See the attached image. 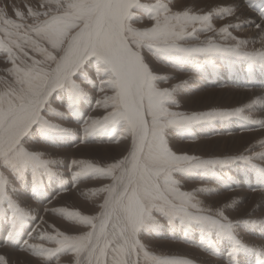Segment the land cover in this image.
Here are the masks:
<instances>
[{
  "label": "snow or ice",
  "instance_id": "snow-or-ice-1",
  "mask_svg": "<svg viewBox=\"0 0 264 264\" xmlns=\"http://www.w3.org/2000/svg\"><path fill=\"white\" fill-rule=\"evenodd\" d=\"M258 12L264 33V0H244ZM236 14L232 7L207 14L173 11L165 0H40L37 10L14 11L15 20L0 8V54L6 58V76L0 77V222L9 223L8 241L20 229L29 228L42 243L24 242L22 251L38 254L43 264H59L71 255L74 264H190L189 261L151 253L142 243V233L161 227L157 217L170 226L198 229L201 234L229 242L228 264H239L240 252L253 253L264 261V248L247 246L238 237L240 222L233 223L223 210L212 211L182 191L177 176H213L237 163L250 166L264 179V152L234 158L201 159L177 155L168 145V130L187 132L194 126L217 121L239 120L264 129V119L245 114L261 100L228 111H207L187 115L170 110L180 105L174 94L181 87L160 88L168 78L156 75L144 53L162 62L200 65L214 56L246 61L253 70H264V49L248 51L249 43L230 30L244 24L216 29L212 17L224 19ZM237 19H239L237 17ZM151 22L150 27L135 25ZM211 33L206 40L198 35ZM219 37V41H217ZM196 42L193 46H186ZM260 43L264 44V36ZM230 44V46H223ZM79 81V83H78ZM82 85L100 93L96 109L101 115L83 124L85 138L107 130L122 129L119 139L130 140L128 154L107 167L85 160H73V183L86 179L111 181L93 194H103L102 211L83 216L76 211L54 209L87 229L80 235H66L52 225V233L31 228L36 217L23 209L15 197L21 185L40 188L45 179L61 178L55 169L59 161L32 147L39 133L58 140L71 135L69 129L50 119H65L51 107L56 97L75 116L77 106L88 98ZM48 117L49 119H46ZM264 148V142L260 144ZM67 183V181H65ZM40 223H44L43 220ZM264 228V221H244ZM50 246L45 247L44 244ZM0 264H6L0 256Z\"/></svg>",
  "mask_w": 264,
  "mask_h": 264
},
{
  "label": "rangeland",
  "instance_id": "rangeland-1",
  "mask_svg": "<svg viewBox=\"0 0 264 264\" xmlns=\"http://www.w3.org/2000/svg\"><path fill=\"white\" fill-rule=\"evenodd\" d=\"M142 2H151V0H142ZM165 2H167L169 4L171 9L173 7L176 8V5L178 3H182L183 5H185L186 9L188 7L189 8L192 7L191 10L190 9L188 10L191 14H207L209 12L214 11L215 9L223 8L222 5H219V4H222L223 2H227V3L233 2L232 8H234L236 10L242 7V6H239L236 4V0H219V3L217 5H213L211 3H208L207 0H165ZM39 3H40V0H0V8H5L8 17L15 20V16H14L15 10L19 9L21 11L26 12L27 7H32L34 10H37ZM182 10H184V9H182ZM245 10L258 14V12L253 10L252 8L246 7V9H244V10L242 9V13L238 17L239 19H235L234 21H232L231 24H236V23L244 24V22L247 21L245 15H244ZM228 18H232V16H229V17L224 18V19H217L215 16H213L211 22H212V24H218V23L225 21ZM135 26L140 27V28H146V27L151 26V22L148 20H145L143 24H138ZM255 26H256V24L254 22H251L250 24L248 23L246 26H244L242 28L248 32L250 29H252V28L254 29ZM241 29L239 31H235V30H230V31H231V34L233 36H236L238 39H244L247 41H257L254 44L253 43L248 44V46H247L248 51H256V50L263 49L261 46H259V40L258 39H254V40H252V39L249 40L248 38L246 39V35L244 36L241 34ZM211 35H212L211 33H209L207 35L200 33L198 35V40H206ZM216 39H217V41H219L220 38L217 37ZM195 43L196 42H192L191 45L188 44L186 46H193ZM223 46H230V44H225ZM144 56H145L146 60L149 61L153 65L151 69L153 70L154 74L163 76V75L159 74V72H157L153 69L157 66L167 71L168 75H164L163 77L168 78V83H161L159 85L160 88L163 89L164 86H168L169 84H172V85L170 87H168V89H171L175 85L181 86L177 90V92L174 94V98L177 101V103L180 105V107L178 109L173 107L170 110L179 111V112H182V113L187 114V115H192V114L207 112V111H212V110L228 111V110H233L235 108L232 109L230 107L224 108V107L208 106L206 108H201V109L199 107V109H195V110L191 111V109L189 107L187 108V106H182L181 103L179 102L180 100L193 99L194 97L199 96L200 94H203L205 92L212 91V90H215V91H220V90L227 91L228 90L229 93H232L235 91L238 92L240 90H243V87H245V88H252V87L258 88L256 86H254V82H253V81H255V74H259L261 76L263 75V77H264V70H261L259 67H256L254 69V70L258 69L259 72L257 71L255 73H251L250 71L253 69L248 66V63L246 61H239V60H236L234 58L227 57V56H214L209 62L200 64L201 70H200L199 74H192L188 70H187L188 73L185 72L184 68L188 69V66H189V63H187V62H185L184 64L179 63V62H167L166 63V62H162V61L158 60L155 56L150 55L147 52L144 53ZM233 64L237 65V67H239L241 70H244L247 72L246 73V75L248 77L247 80H250L253 83L252 85H249V84H251V82L250 81L248 82L246 80L242 81L240 86L239 85H236V86L232 85L231 81H229L228 83H224V82L222 83L220 81V78L222 77V75H224V74L227 75L229 73V71L233 67L232 66ZM197 66H194V67H197ZM8 67H10V65H8L6 63V58L2 54H0V77H4L5 79H9L6 76V72H7ZM185 76L191 77V79L188 80V79L184 78ZM178 77H182L184 79L177 81V83L172 82L173 80H179ZM209 80L213 81V82H210ZM78 83H79V81H78ZM246 83H248V84H246ZM247 86H249V87H247ZM82 87L84 88V91L87 92L89 95H88V98L83 99L82 102L77 106L75 116L70 115L61 106V98L60 97H56L55 100L52 101V103H51V107L53 109L64 113L65 119H63V120L50 119L49 122L60 124L62 127L69 129L72 134L69 136H66L64 138L58 139V140H53L51 138L46 139V138L42 137L39 133H37L36 136L33 138V144L32 145L35 147L47 148V149H51L54 151H63V150H71L73 148L76 149L77 147H98V146L99 147H113V146H117V145L122 146L124 143H128V149H130V140H122V141H120V143H116V140L119 139V136L122 132V129H119V128L113 129V130H107L103 133H95L92 136H89L87 138L84 137V135H83V124H84V122H86L89 117L95 118V117H98L101 115V112L99 110H95L96 109V102L101 97H100V93L98 91H92L87 85H82ZM259 112L260 111H258L256 108L253 107V109L250 112H246L245 114L249 115L252 119H258V118L260 119V116L258 115ZM45 118L49 119L48 117H45ZM235 122H237V123L240 122L239 124H241V125L243 124V126L245 124L246 126H244V128H239L240 126H238V129H235L233 127ZM260 130H262V129L250 126L243 121L233 119V120H228V121H223V122L217 121V122H213V123L196 125L191 130H189L187 132L170 129V130H168L167 141L169 143L172 142L174 144L183 146L186 144H192V143L195 144L199 140L211 141L215 137L227 138L234 133H235V135H239V133H248V132L260 131ZM261 140H263V139H261ZM219 143H223V141H220ZM251 143L245 147L246 149L244 148L241 151L242 153L241 152L240 153L241 154H250V155L255 156V155H257V153L259 151H261L263 149L260 147V144L262 143V141L257 140L255 142H251ZM251 145H252V147H251ZM93 150H95V149H93ZM95 151H96V154L102 155L101 151H98V150H95ZM240 153L237 152V153L230 154V152L227 153V151H225V153L220 155L217 152H215V153L213 152L211 155H208L205 157H200V158L201 159L234 158V157L241 155ZM127 154H128V152H127ZM182 155H184V154H182ZM190 156H197V155H196V153H192ZM59 157L65 158L66 156H59ZM63 158H61L60 160H64ZM85 158H88V157H82L81 159L84 160ZM88 159H89L88 162H91L96 166L107 167V166H104L105 161L101 160L102 158H99L96 156H90ZM239 164L240 163H237L235 165L230 166L228 169L224 170V172H226V171L229 172L227 177L230 178V180H231L230 182H228V185H225L226 187L224 186V182H222V183L220 181L211 182L209 179H203V178H206L207 176H204L202 178L201 176L197 177L195 175H185V176H177L176 179L183 181V183L185 184V185L181 184L182 185V187H181L182 191H184L183 188L192 186L193 188L189 192L195 193L196 198H199V197L202 198L203 197L202 199H205L207 201L208 200H214L217 198H221L222 195L229 194L230 191H232V187H233V189L235 188L234 190L239 189L238 187L235 186V183H236V180H240V178L242 179V176L238 171L235 170L236 167L243 166V168H246L249 170V174L251 175L252 168L250 166L244 165L243 163H241V165H239ZM259 165H260V163H259ZM70 166H71V160L69 161V163L67 165L64 162L63 165H59L55 169L59 173H61L63 171L67 172L68 173V175H66L67 179H60V178L45 179L44 185H43L44 189H43V186L40 188H33L30 185H21L18 188V192L20 191L19 194L21 193L20 196H22L23 198H27L30 203H32L36 206H40L41 208L42 207L45 208L48 204L53 202L54 199H56L59 196H63L64 194H66L68 192L73 191V189H75V187H80V186L90 184L92 187H90V185L86 186L85 192L83 191V195L82 194H79L80 196L78 195V198L80 200H82V207H79V206L75 207L74 204L72 205L71 199H70L71 197H68V199L64 201L66 203L64 205V207H65L64 209H66L68 211L79 212L83 216L92 217V216L99 215L102 211L100 205H102L104 202V195L103 194H93V193L95 190L105 187V185L111 183V181L103 180V179H86V180H81L78 183H73L72 176H73V172L75 170L73 167H71L73 169V171H71ZM256 166H257V162H256ZM250 169H251V171H250ZM252 173L258 174L254 169H253ZM68 179H70V180H68ZM65 181H67V183H65ZM98 182H101V183H98ZM91 183H95V184H91ZM55 185L59 186L58 187L59 189L57 187H54ZM204 186H205V188H207V187L216 188V189H218V191L217 192H210V193L206 192L203 189ZM241 191L243 192L244 190H241ZM247 191H249V190L247 189ZM247 191H244V192L247 193ZM33 192L34 193L37 192V194H38L36 199H35V196L37 194L33 195ZM96 199L98 200V202ZM234 201H235V203L232 207H230L231 205L225 204V203L220 204L218 206V209L223 210L224 213L226 214V216L233 223L238 222V221L240 222L243 218H247V219L249 218L248 221H257V222L264 221V215H261V213H259V212H254V213H252V212L246 213L245 212V214L243 215L245 217L240 216V217L235 218V219L230 218L228 216V214L229 215L235 214V213L242 211V208L246 205L245 202L247 201V199H244V200L234 199ZM209 202H210V204L218 205L214 201H209ZM52 210H54V209H48L47 211L42 210L40 214H42V215L45 214L47 216H50V217L56 219L57 222H59V223L62 222L64 225H67L68 227L69 226L72 227V229L70 230L71 234L66 233V235H74V233L76 232L75 230H78V229L82 230V232L87 230V229L83 228L77 222L69 220L62 215L54 214ZM87 212L89 213V215ZM157 219L159 220L160 224L165 223V219H162L159 217H157ZM1 223L2 222H0V227L2 225L6 230L9 231V227H10L9 223H6V222H3L2 224ZM37 224H38V218L36 217V221L34 223V226H36ZM240 225H244V224L242 222H240ZM175 227H177V226L175 225ZM179 228L181 230H185L181 227H179ZM5 229L2 231V234L5 231ZM162 230H164V229L158 228V229H154L153 231L150 229V230L142 233L141 239H146L147 241H150V242H155V241H163V242H171V243H178L179 242L176 239H170V238L160 239V238L153 237L152 234L159 233ZM238 230H241V229L238 228ZM51 231H52V229L50 228L47 232H49V234H54ZM187 231L194 233V235L196 233L198 235H202L203 238H205L207 236V237H210L212 239L211 241L208 239H204L205 242H208V243H214L215 242L214 236L201 234L198 229H188ZM60 232L63 233V231H60ZM21 233L22 232H20L19 235L16 237L15 244H12V246L15 248L16 251H22L21 250L22 245H24L23 241L25 239L30 238L29 237V228L26 231V234H24V237H23V234H21ZM5 235H6V232H5ZM255 238L259 239V237H255ZM3 241H5V240H3ZM194 241L198 242L199 239L197 238ZM37 242L42 243L40 241H37ZM2 243L3 242H0V245ZM44 246L48 247L50 245L45 243ZM221 246L224 247L223 243H221ZM222 247H219V251H221V253H223L225 256H220L221 254H218V252H216V251L213 252L216 255V257H218V259L220 257L221 258L224 257V259H226L225 257H226V253H227L229 246H227L228 248L227 247L222 248ZM240 254L242 256H244L243 254L247 255V252L242 251V252H240ZM25 255L28 257H31L33 259H38L41 261L40 264H43V261L38 254H33L30 251H25ZM70 256L71 255H67V254L63 255L59 258V261L62 259H64V260L69 259L67 261L68 264H74V259L70 258ZM174 258L184 259V260L189 261L190 264H196V263H194L191 260L186 259V258H181V257H174Z\"/></svg>",
  "mask_w": 264,
  "mask_h": 264
},
{
  "label": "bare ground",
  "instance_id": "bare-ground-1",
  "mask_svg": "<svg viewBox=\"0 0 264 264\" xmlns=\"http://www.w3.org/2000/svg\"><path fill=\"white\" fill-rule=\"evenodd\" d=\"M207 2L211 3L213 5H217L219 3V0H207ZM232 3L233 2H228V3L223 2L222 4H219V5H222L223 8H226V7H232ZM236 4L239 6H242L241 8L243 10L246 9V7H247L244 3V0H236ZM191 8L188 7L186 9L185 5H183L182 3H178L176 5V8L173 7L172 10L173 11H185V10L188 11L189 9L191 10ZM241 8L236 10V14L233 15L232 18H228L221 23L212 24V25L216 29H219L225 25L231 24L232 21H234L235 19H237V17H239V15H241V13H242ZM182 9H184V10H182ZM244 15H245L247 21L254 22L256 25L261 23V18L256 13L245 10ZM241 34L244 36L246 35V39L247 38L249 40L250 39H252V40L258 39L259 41H260L261 36H264V33L260 32L256 26L254 29L252 28L248 32L242 28ZM259 46H261L264 49V44L259 42ZM145 60H146V58H145ZM146 63H148L150 68H152L153 65L149 61L146 60ZM194 66H197V65L189 63L188 69L184 68V71L187 72V70H188L192 74H199V72L201 70V65H198L197 67H194ZM232 66H231L232 68L229 71V73L227 75L226 74L222 75V77L220 78V81L222 83L223 82L228 83L229 81H231L232 85H235V86L239 85L240 86L242 81H244V80H246L248 82L250 81V80H247L248 77L246 75V73H247L246 71L241 70L235 64H233ZM153 69L155 71L159 72V74H161L163 76L168 75L166 70H164L158 66L153 68ZM257 71H258V69L257 70H251L250 72L255 73ZM184 78H186L188 80L191 79V77H187V76H185ZM184 78L178 77L179 80H173L172 82L177 83V81L183 80ZM210 82H213V81H210ZM253 82H254V86H256L258 88H254V87L245 88V87H243V90H240L238 92L235 91L232 93H229L228 90L227 91L212 90V91H208V92H205L203 94H200L199 96H196L193 99L180 100L179 102L181 103L182 106H187V108L189 107L191 109V111L195 110V109H199V107L201 109V108H206L208 106L224 107V108L230 107L232 109L237 108V107H243L247 104H250L253 100L259 101V100H261V98H264V77H263V75L261 76L259 74H255V81H253ZM252 84L253 83L251 82V84H249V85H252ZM171 85L172 84H169L168 86H164L163 88H168ZM247 87H249V86H247ZM253 107L256 108L258 111H260L258 113V115L260 116V119H264V103H258L256 105H254ZM239 123L235 122L233 127L235 129H238V126H240L239 128H244V126H246L245 124L243 126V124L241 125ZM261 139H263V140H261ZM257 140L262 141V142L264 141V129H262L260 131H254V132H248V133H239V135H235V133H234L227 138L215 137L211 141L199 140L195 144L192 143V144H186V145L180 146V145L174 144L172 142L171 143L168 142V145L171 148V150L174 151L177 155H182V154L191 155L192 153H196V155L198 157H205V156L211 155L213 152L214 153L217 152L220 155L225 153V151H227V153L230 152V154L237 153V152L240 153L251 142H255ZM220 141H223V143H219ZM252 145H251V147H252ZM32 147L35 148L36 150L44 152L46 155L51 156L53 159H56L57 161L60 162L59 165H63L64 162L67 165L70 160H71V162L73 160H82L81 159L82 157H88L89 158L90 156H96V157L102 158L101 160L105 161L104 166H108L111 163H115L117 160L122 159L127 154V152L129 151L128 143H124L122 146L117 145V146H113V147H99V146L98 147H77L76 149L73 148L71 150H63V151H54V150L47 149V148L35 147L33 145H32ZM93 149L101 151L102 155L96 154V151ZM261 152H264V148L261 151H259L258 153L257 152L256 153L258 155ZM59 156H66V157L63 158V157H59ZM61 158H63L64 160H60ZM88 158H85L84 160L89 161ZM256 162H257L258 168L264 167V163H261L258 161H256ZM259 163H260V165H259ZM239 165H241V163ZM71 167L72 166H70V170L73 171V169ZM74 170H76V169H74ZM235 170L238 171L242 176V179L240 178V180H236V183H235V186L238 187L240 190L239 189L234 190L235 188L233 189V187H232V191H230L231 194L230 193L225 194V195H222L221 198H217L214 200H208V201L205 199H202L203 197L202 198H200V197L196 198V196H195L196 201L203 204L205 208H208V209H211L212 211H215L218 209V206L220 204L225 203V204L231 205L230 207H232L235 203L234 199H236V200L237 199H242V200L247 199V201L245 202L246 205L242 208V211L235 213V214H230V215L228 214V216L230 218L235 219V218H238L240 216H243L245 214V212L246 213L247 212H252V213L259 212V213H261V215H264V179L260 178L259 174L252 173L253 169H252V171L250 169L251 175L249 174V170L246 168H243V166L236 167ZM228 173L229 172L226 171V172H223V174H218L216 177H213V176H207L206 178H203L204 176H201V177L203 179H209L211 182H217V181H220L221 183L224 182V186H225V185H228V182L231 181L230 178L227 177ZM66 175H68L67 172H65V171L61 172L60 173V176H61L60 179H67ZM68 180H70V179H68ZM178 181L180 184L185 185L183 183V181H180V180H178ZM98 183H101V182H98ZM91 184H95V183H91ZM88 185H90V184H88ZM88 185L75 187V189H73V191L68 192V193L64 194L63 196H59L56 199H54V201L51 202L50 204H48L45 208L44 207L41 208L40 206H36V205L30 203L27 198H23L22 196H20L21 193L18 194L15 197V199L19 202L20 206L23 209H25L28 213H30L33 216L35 215L38 218V224H39V231L40 232H47L50 229L49 227H47V225H52L53 227H55L57 229V231H63V233L66 234V233L71 232L70 230L72 229V227H70V226L68 227L67 225H64L62 222L59 223V222H57L56 219H54L50 216H47L45 214L42 215L40 213L42 210L47 211L48 209H59V208L64 209L65 208L64 205L66 204L64 201L67 200L68 197H71L70 199H71L72 205L74 204L75 207L76 206L82 207V200H80L78 198V195L79 194L83 195V191L85 192L86 186H88ZM54 187L58 188L59 186L55 185ZM90 187H92V186L90 185ZM192 188H193L192 186H189V187L183 188V190L189 192L190 190H192ZM43 189H44V186H43ZM203 189L209 193L218 191V189H216V188H211V187L205 188V186L203 187ZM247 189L249 191H247ZM241 190L247 191V193H245L244 191L242 192ZM34 194H37V192L36 193L33 192V195ZM37 196H38V194L35 196V199L37 198ZM209 201H214L218 205L210 204ZM97 202H98V200H97ZM88 215H89V213H88ZM243 217H245V216H243ZM41 220H43L44 223H40ZM246 220H249V218L248 219L243 218L240 222L243 223ZM35 221H36V219H35ZM35 221L31 222L32 229H36V226H34ZM160 225H161L160 228H163L164 230L160 231L159 233L152 234L153 237L160 238V239H163V238L176 239L179 242L178 243H171V242L155 241L156 242L155 243V242L147 241L146 239H141L142 243L152 253L157 254V255L169 256V257L186 258V259H189L196 264H228L229 258L227 256H226L227 259H224V257L223 258L220 257L218 259V257H216V255L213 253L214 251L219 253V247H220L221 242H222L221 240L214 239V241H215L214 243L205 242L204 239H208L210 241L212 239L210 237H207V236L205 238H203L202 235H198L197 233L194 235V233H191L187 230H181L179 228L180 226L178 224H176L177 227L170 226L166 220H165L164 224H160ZM238 228H240L241 230H238ZM238 228H237L238 237L241 239L243 244H245L247 246H256L258 248H264V233L263 234L257 233V230L262 229L261 227H259V226L252 227L250 225H248V226L240 225ZM4 229L5 228L1 225L0 235L2 234V231ZM27 230H28L27 228L20 229V232H22L21 234H23V237H24V234H26ZM151 230L153 231L154 229H151ZM6 231L7 230L5 229V231L3 232L2 235H4ZM75 231L76 232L74 233V235H80L83 233L82 230H80V229L75 230ZM47 233L49 234V232H47ZM255 237H259V239L255 238ZM197 238L199 239V241L195 242L194 240ZM25 241H28L29 243H33V244H39L37 242L39 240L36 239V233L35 232H32L31 239L30 238L25 239L23 241V243ZM12 244H15V241L11 240V241H8L7 243H2L0 245V256L5 258L6 264H40L41 263V261L38 259H33L31 257L26 256L25 251H16L15 248L12 246ZM23 247H24V245H22V248ZM220 254H221L220 256H224L223 253H220ZM243 255L244 256L237 258L239 263L241 262V264H251V261H249V259H248L249 256H246V254H243ZM70 258H73V257L70 256ZM68 260L69 259H65V260L62 259L59 261V264H68V262H67ZM256 260H257V262H259L261 260V258L259 257ZM262 262L264 264V261H262Z\"/></svg>",
  "mask_w": 264,
  "mask_h": 264
},
{
  "label": "crops",
  "instance_id": "crops-1",
  "mask_svg": "<svg viewBox=\"0 0 264 264\" xmlns=\"http://www.w3.org/2000/svg\"><path fill=\"white\" fill-rule=\"evenodd\" d=\"M7 232H8V230L6 231V233ZM257 233L258 234H263L264 233V228H262L261 230H257ZM3 240H5V241H3ZM13 241H15V239ZM221 241H222L221 243H223L224 247L229 246V242L223 241V240H221ZM0 242H3V243H7L8 242L5 234L4 235H0ZM220 247H222V246L220 245ZM224 247H222V248H224ZM220 253H221V251H219L218 254H220ZM226 256H227V254H226ZM246 256H249L248 259H249V261H251V264H263L262 260L260 262H257L256 259L259 258V257L257 255H255V254H253V253H247ZM240 257H242V255L239 253L237 258H240ZM225 258L227 259V257H225ZM239 264H241V262Z\"/></svg>",
  "mask_w": 264,
  "mask_h": 264
}]
</instances>
